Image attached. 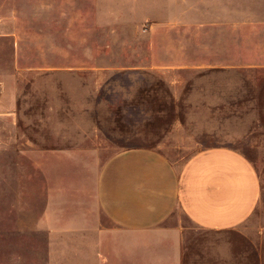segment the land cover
Segmentation results:
<instances>
[{
  "label": "rangeland",
  "instance_id": "rangeland-1",
  "mask_svg": "<svg viewBox=\"0 0 264 264\" xmlns=\"http://www.w3.org/2000/svg\"><path fill=\"white\" fill-rule=\"evenodd\" d=\"M10 108L15 122L0 118V264L143 261L122 258L97 207L40 224L38 174L32 205L24 200L28 144L81 145L97 167L128 146L178 167L198 149L231 146L260 175L262 212L264 0H0V110ZM260 211L249 225L264 224ZM166 223L184 227L185 264H256L236 232L201 229L180 209Z\"/></svg>",
  "mask_w": 264,
  "mask_h": 264
},
{
  "label": "crops",
  "instance_id": "crops-1",
  "mask_svg": "<svg viewBox=\"0 0 264 264\" xmlns=\"http://www.w3.org/2000/svg\"><path fill=\"white\" fill-rule=\"evenodd\" d=\"M2 117L15 122L16 110H0ZM22 153L28 159L25 205H32V175L40 176L42 226L80 221L91 206L97 207L120 238L122 258L134 253L143 255L135 264H185L184 227L166 223L180 209L201 229L236 232L254 248L255 263L264 264V224L247 223L261 209L262 182L252 161L237 148H201L179 167L150 146L122 148L99 167L81 145L28 144Z\"/></svg>",
  "mask_w": 264,
  "mask_h": 264
}]
</instances>
